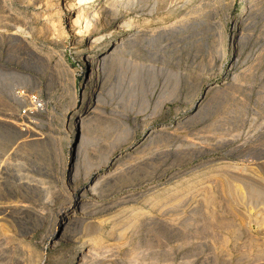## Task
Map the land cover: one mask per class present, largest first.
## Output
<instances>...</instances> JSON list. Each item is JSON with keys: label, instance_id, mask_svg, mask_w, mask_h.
Instances as JSON below:
<instances>
[{"label": "rangeland", "instance_id": "1", "mask_svg": "<svg viewBox=\"0 0 264 264\" xmlns=\"http://www.w3.org/2000/svg\"><path fill=\"white\" fill-rule=\"evenodd\" d=\"M0 264H264V0H0Z\"/></svg>", "mask_w": 264, "mask_h": 264}, {"label": "built area", "instance_id": "2", "mask_svg": "<svg viewBox=\"0 0 264 264\" xmlns=\"http://www.w3.org/2000/svg\"><path fill=\"white\" fill-rule=\"evenodd\" d=\"M29 114H31V112L26 110V109H22L21 112H20V115L22 117H27Z\"/></svg>", "mask_w": 264, "mask_h": 264}, {"label": "bare ground", "instance_id": "3", "mask_svg": "<svg viewBox=\"0 0 264 264\" xmlns=\"http://www.w3.org/2000/svg\"><path fill=\"white\" fill-rule=\"evenodd\" d=\"M85 59H88L89 61H87V63H90V64H92L95 61L94 59L90 57H86Z\"/></svg>", "mask_w": 264, "mask_h": 264}]
</instances>
